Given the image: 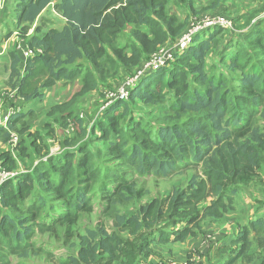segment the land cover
I'll use <instances>...</instances> for the list:
<instances>
[{
    "label": "trees",
    "instance_id": "obj_1",
    "mask_svg": "<svg viewBox=\"0 0 264 264\" xmlns=\"http://www.w3.org/2000/svg\"><path fill=\"white\" fill-rule=\"evenodd\" d=\"M182 1L58 0L52 8L62 19V27L44 29L45 21L40 19L31 37L28 30L53 0L17 1L14 12L20 37L42 54L24 61V66L20 54H10L9 91L30 103L41 102L44 92L58 84L79 83L82 87L69 102L49 106L45 118L52 122L49 119L43 124L46 138L40 136L42 145H26L38 133L28 129L35 110L11 116L0 128V143H6L13 133H25L19 139L17 157L21 160L30 149L40 153L49 146V127L60 118L57 124L63 127L72 119L84 139L103 133L106 146L95 153L89 144L81 147L88 150L73 165L65 149L61 156L38 162L31 172L0 187V211L4 210L0 216V264H28L38 252L29 242L34 227L43 232L56 226L72 228L80 213L93 211V197L79 182L80 170L92 179H106L101 181L97 205L117 231L108 232L103 226L85 230L77 236V247L71 245L76 253L56 264H135L151 253L154 242H181L203 220L222 219L234 209L238 192L258 176L264 165V18L249 24L251 28L243 34L239 32L245 26L241 25L235 32L229 31V46L219 53L213 73L206 57L224 38L221 28L209 30L206 38L176 56L174 62L143 76L126 100L110 103L92 122L86 123L79 114L68 115L85 94L95 91L102 96L99 86L115 78L121 67L153 53L169 37L177 40L189 22L185 26L169 16L168 7ZM36 79L38 84H32ZM168 85L176 93L171 95L173 104L164 109L163 92ZM129 103L150 108L152 115L157 114L155 122L134 115ZM67 133L77 132L67 129ZM66 142L63 147L71 143ZM102 155L109 159L101 160ZM109 162L114 165L107 166ZM0 165L17 167L9 152L0 155ZM188 171L193 175L185 188L139 207L135 215L118 211L120 205L143 197L135 177L163 180ZM47 197L54 202L53 215ZM28 220L33 227L24 226ZM166 230L173 232L169 235ZM237 230L224 264H264V219L239 224Z\"/></svg>",
    "mask_w": 264,
    "mask_h": 264
},
{
    "label": "rangeland",
    "instance_id": "obj_2",
    "mask_svg": "<svg viewBox=\"0 0 264 264\" xmlns=\"http://www.w3.org/2000/svg\"><path fill=\"white\" fill-rule=\"evenodd\" d=\"M213 5H215V7ZM168 8H169L168 9L169 16L175 17L179 23H182L185 26L188 22H190L193 19L196 20V22H199L200 24L206 17H221L222 19L230 23L231 26L230 28H221L223 30L222 36L224 38L220 40L217 47L213 51L208 53L206 57L207 67L209 69V72L212 73H213V64L217 60L219 53H222V51L227 46H229V31L233 33L235 32L234 29L240 28L241 25V26H245V28L239 32L243 34L246 30H249L251 28V25L253 26L259 20L264 18V0H184L182 2H178L176 5L169 6ZM55 15L57 14L55 13ZM44 20L45 23L46 22L53 23L50 19L44 18ZM40 23H38V25ZM44 24L42 23V26H44ZM181 32H183V30ZM207 36H208V31H206L205 33H200L197 36L198 39L194 41V44H198L199 40H203V38L204 37L206 38ZM21 39L23 40V38ZM174 41H176V38L169 37L164 43L159 45L158 49H156L153 53L151 54L147 53L144 57H141L138 61H134L130 65L121 67L120 71L118 72L115 78L99 86L98 90L100 93H102V96L101 94L99 95L95 91L93 92L91 91L88 94H85L81 99H79L80 101L73 106V112H70L68 115L70 114L82 115L86 123L92 122V120L96 116L97 117L101 116L106 106L109 105V102L106 103L105 94L107 92H112V91L117 93L119 90H121L122 86L125 83V78L126 76L127 77L129 76L128 75L129 73L130 74L134 73L137 69L140 68V66L145 61L151 58V56L158 50L172 49ZM119 44L120 46H124V42H120ZM127 53L128 55H130L129 50L127 51ZM32 84L34 85L38 84V79L32 81ZM68 85L65 86H62L61 84L55 85L53 88L50 89L51 90L49 94L50 97L46 98L45 100L48 103L51 101V105H53L54 102H58L60 104L69 102L73 97H75V94L80 90L82 86L80 87L79 83L76 84L69 83ZM166 88L168 91L163 92ZM165 89L164 88L162 89L164 97H166L165 98L166 103L164 104L163 107L164 109L168 108L173 104L171 95L174 96L176 93V89H174L172 86L168 85V87H165ZM55 91L58 94L54 98L52 92ZM7 92L8 91H5L3 93V98L5 100L4 102L7 106L11 107L12 104L19 102L15 100V102L12 103L10 100H8V98L6 97ZM20 103L22 104V106H24L25 102H20ZM44 104H46V102H44ZM129 105L133 107L134 115L144 116L145 118L148 117V119L151 118L150 119L151 122H155L157 114L155 116L152 115V111L150 108L148 109L146 107H142L140 105H137L136 103H129ZM9 110H12V108H10ZM45 116L46 115L42 113H40L38 116L33 113V118L30 119L32 121L29 123L30 125L28 129L33 128L34 129L33 132H38V133H35L31 137H29L26 140V145L28 144L29 146L31 142H34L33 144L36 146L42 145L40 141L41 140L40 136L45 137L44 136L45 130L42 125ZM40 119H43L42 123ZM58 120H60V118L57 119L56 122H54L55 124L54 123L52 124L53 128H51V126L49 127L50 131L47 134V136L50 135L48 136L50 138L47 140L49 146L44 149L42 148L40 153L30 149L29 155L21 156V160L19 159L20 157L17 155L16 150H18V143L20 141L19 139H21L20 137H22L25 133L22 135L13 133L11 134L9 140L6 143H2L3 145L6 144L8 146V150L5 152H9L10 156L16 161L17 167L15 169L7 167L6 169L0 165V173L11 174L3 183L0 184V187L9 180L17 179L20 177V175L31 172L38 162L46 161L52 156L53 157L61 156L64 153L65 149L67 150L68 153H70L69 164L71 165H73L74 160L82 157L83 151L86 152L88 150V148L87 149L81 148L86 146L87 144H89L91 150L94 149L93 150L94 153L97 150H101V149L104 150L106 143L104 140H101V138L104 135L103 133L98 131L97 133L94 134L93 138H92L93 135L92 134V135H88L86 139H84L85 138L84 134L79 133L72 119L68 120L69 122L68 127H63V125L61 124L59 126L57 124L59 122ZM49 122H52V120L50 119ZM143 125L145 124L143 123ZM72 128L73 130H75V132H77L75 135H73L72 133H67V129L70 130ZM152 130L153 129H151V131ZM76 135L78 137H74ZM13 137L17 138L16 144H13L12 141ZM104 138L107 137L104 136ZM64 140H67L66 143L68 142L71 143L68 144L66 147H63ZM74 142L77 143L75 144ZM80 148L82 149V152L79 151ZM102 156L103 158H101V160L105 159V161H107L109 159L105 155ZM106 165L113 166L114 164L109 162L106 163ZM192 175L193 172L188 171L178 175L171 176L168 179H163V180H154L151 177H142V178L135 177L134 182L137 188L143 190V197L137 199L133 203L120 205L118 211L120 213H124L130 216L135 215L139 207L147 205L148 203L154 200L166 198L172 193L174 189L185 188L189 180L191 179ZM263 177H264V165L261 167L258 176L245 189H248V191L251 190V193L253 195L256 196L259 195V183H261L262 185L261 187L264 186ZM101 181L106 182V179H103L101 177L97 179H92L87 174H83L82 171L80 170L79 182L82 183L81 186H85V188L88 189L89 191L88 194L93 197V211L88 213H80L77 224L72 228H68V227L58 228L56 226V228L53 231L47 230L43 232V231H39L37 228L34 227V232L32 235H30L29 242L31 244H34L35 248L38 249V252L31 255L30 259L28 260V264H56L59 260H64L69 254L70 255L75 254L76 248L71 247V245L75 244V246L77 247V243H78L77 236L82 234V232H84L87 229H96L98 226H103L104 229L107 230L108 232L113 230L117 231V229L113 227V221L110 219V217H106L102 215L97 205V200L102 196V190L100 187ZM102 184H104V182ZM12 187L10 186L8 188H12ZM30 190H32V188H30ZM68 197L69 196L67 195V198ZM46 201L48 204H51V208L49 209V212L51 213V215H53L55 211H52L53 210L52 204H54V202L51 201L50 197H47ZM23 209H26V206ZM2 211L4 213V210H1L0 216ZM230 212L233 213L232 211ZM5 213L10 214L11 216L18 215V213H14V212H5ZM241 213L245 214L243 211ZM235 214H238V219L242 223L244 221L245 216L239 215L240 212L239 213L236 212ZM31 222L32 221L28 220V222H26L24 226L29 228L33 227ZM203 222L205 221L203 220L199 224L198 229L197 228L193 229L194 234H190L186 239H184L181 242H176V243L171 242L163 245H159L156 244V242H154V244L158 245L156 246L157 248L162 249L157 251L155 250L154 256L156 257V264H196V263L201 264L203 259H207L211 251V247L215 246L217 240L219 239L218 237H216V232H215L217 229L216 227L219 226L217 224H214L211 228H215V229L211 230L209 229L210 228L209 225H207L206 228L202 229ZM171 232L173 231L166 230V233L169 235L171 234ZM125 235L126 234H123V236ZM196 240L198 244L197 243L192 244ZM170 244L172 245L169 246ZM191 244L194 246L191 247L189 253L186 255L185 258L182 254V252L184 251V247L187 246V248H190ZM207 249H209V251H207ZM161 253H164L165 257L158 256V254ZM172 253L173 255H176L178 259L180 258L179 257L180 255L185 259L180 261L171 259ZM143 258L145 257L141 256L136 261V263L145 264L146 259L142 260ZM14 261H18V260H14Z\"/></svg>",
    "mask_w": 264,
    "mask_h": 264
},
{
    "label": "crops",
    "instance_id": "obj_3",
    "mask_svg": "<svg viewBox=\"0 0 264 264\" xmlns=\"http://www.w3.org/2000/svg\"><path fill=\"white\" fill-rule=\"evenodd\" d=\"M18 0H3L1 2L0 0V110L6 111L10 108L13 109V115L26 112L27 110H35V114L38 116L40 113L46 115V112L49 111V106L51 105V101L48 103L45 99L49 98V94L51 90H46L44 92V97L42 101H31L30 103H24V106L20 102H17L15 104H12L11 107L7 106L5 104V100L3 98V93L5 91L10 90L7 87V80L9 77V65H10V54L12 52H15L16 54H20V57L22 59V66H24V61H26L22 55L21 52L18 51L19 48H22L23 41L20 38V27L16 25L15 21V12H14V6L17 3ZM58 0H53L52 4L47 6L41 13L38 20L35 22V24L28 30L27 36L31 37L34 32V27L36 24L40 23V19H50L53 23H45V28H60L63 25L62 19L59 17V15H55V12L53 11L52 5L57 2ZM47 15V16H46ZM7 16V17H5ZM56 17V18H54ZM45 21V20H44ZM53 24V25H52ZM55 24V25H54ZM44 33V31H43ZM42 33V34H43ZM25 43V41H24ZM69 86V85H68ZM70 87V86H69ZM53 97L57 96V92H52ZM55 93V94H54ZM46 102V104H44ZM54 104H60L58 102H54ZM49 118H45L44 122L43 119L41 120V123H46ZM10 120V119H9ZM42 124V125H43ZM31 132L34 131L33 128H29ZM8 150V146L6 144L0 143V155L3 154L5 151ZM264 178V177H263ZM261 183H259V195H253L251 193V190L248 191V189L242 188L238 194L235 196L234 201V209L227 212V214L224 215V217L220 220H212V219H206L204 220L202 224V229L206 228L207 225H209V229H215L211 228L214 224H217L219 227H216V237L219 239L217 240V243L215 246L211 247V251L208 255L207 259H203L201 264H224L226 260L228 259L227 254L232 249V243L237 238V226L239 224H247L250 221L255 220L256 218H263L264 219V186L261 187ZM244 189V190H243ZM247 191V192H246ZM257 192V191H256ZM244 212L245 214H242L241 212ZM236 212H240L239 215L245 216L244 221L241 223L238 219V214H235ZM256 216V217H255ZM255 217V218H254ZM204 225V226H203ZM203 231V230H202ZM211 232V231H209ZM194 234V233H193ZM203 237V236H202ZM202 240V239H201ZM188 241V240H187ZM197 243V240L193 242L192 244ZM190 248H187V246L184 247V251L182 252L183 256L186 258V255L189 253ZM198 244V243H197ZM170 244L169 246H171ZM156 244H152L151 246V253L147 255V257L143 258L142 260L146 259L145 264H156V257L154 256L155 250H162L157 248ZM153 251V253H152ZM209 251V249H207ZM158 256L165 257L164 253L158 254ZM172 258L175 260H184L185 258L181 255L178 259L176 255H173ZM183 258V259H182ZM165 261V260H164ZM137 264V263H136ZM197 264V263H196Z\"/></svg>",
    "mask_w": 264,
    "mask_h": 264
},
{
    "label": "built area",
    "instance_id": "obj_4",
    "mask_svg": "<svg viewBox=\"0 0 264 264\" xmlns=\"http://www.w3.org/2000/svg\"><path fill=\"white\" fill-rule=\"evenodd\" d=\"M3 0H1L2 2ZM230 23L222 19L221 17H206L199 24L196 20H191L188 24V29L173 43L172 49H162L155 52L151 58L145 61L139 69H137L131 77H127L125 79V83L122 86L121 90L116 92H107L106 95V103H112L117 100H126L129 90L134 87V85L146 74H150L152 72L158 71L159 69L166 66L168 63L174 62L176 56L180 55L184 51H186L190 46L194 44V38H196L200 33H205L213 28H230ZM24 40V39H23ZM18 51L21 52L22 57L25 60L31 59L38 54H42V50L39 48H30L24 43L22 48H19ZM114 93V94H111ZM8 100L12 103L16 101L23 102L22 98L16 96V91L7 92ZM107 105V104H106ZM105 105V106H106ZM108 106V105H107ZM104 108V107H103ZM13 114L12 110L1 111L0 110V128H4L9 122ZM69 132H73V128L69 130ZM13 144H16L17 138H12ZM11 174L0 173V184L3 183Z\"/></svg>",
    "mask_w": 264,
    "mask_h": 264
}]
</instances>
